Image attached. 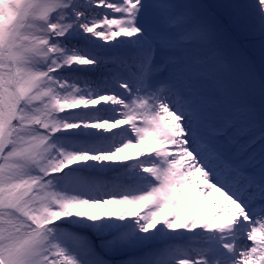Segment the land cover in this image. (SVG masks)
I'll return each mask as SVG.
<instances>
[{
    "label": "snow or ice",
    "instance_id": "snow-or-ice-1",
    "mask_svg": "<svg viewBox=\"0 0 264 264\" xmlns=\"http://www.w3.org/2000/svg\"><path fill=\"white\" fill-rule=\"evenodd\" d=\"M0 264H264V0H0Z\"/></svg>",
    "mask_w": 264,
    "mask_h": 264
},
{
    "label": "rangeland",
    "instance_id": "rangeland-1",
    "mask_svg": "<svg viewBox=\"0 0 264 264\" xmlns=\"http://www.w3.org/2000/svg\"><path fill=\"white\" fill-rule=\"evenodd\" d=\"M128 152H129L132 156H135L136 153H137L138 151H135V152H134L132 149H129Z\"/></svg>",
    "mask_w": 264,
    "mask_h": 264
},
{
    "label": "bare ground",
    "instance_id": "bare-ground-1",
    "mask_svg": "<svg viewBox=\"0 0 264 264\" xmlns=\"http://www.w3.org/2000/svg\"><path fill=\"white\" fill-rule=\"evenodd\" d=\"M130 149H132L134 152L135 151H138V149H136V148H130ZM130 154V153H129ZM131 155V154H130Z\"/></svg>",
    "mask_w": 264,
    "mask_h": 264
}]
</instances>
